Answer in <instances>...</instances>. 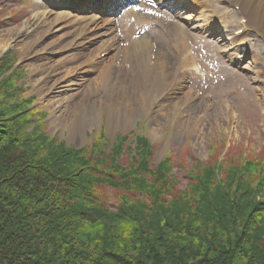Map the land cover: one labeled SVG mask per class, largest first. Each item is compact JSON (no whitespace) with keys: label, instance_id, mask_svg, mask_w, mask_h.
Wrapping results in <instances>:
<instances>
[{"label":"trees","instance_id":"trees-1","mask_svg":"<svg viewBox=\"0 0 264 264\" xmlns=\"http://www.w3.org/2000/svg\"><path fill=\"white\" fill-rule=\"evenodd\" d=\"M14 114L0 116V264H264V158L221 168L214 155L173 196L146 139L124 168L123 142L68 149Z\"/></svg>","mask_w":264,"mask_h":264},{"label":"rangeland","instance_id":"rangeland-1","mask_svg":"<svg viewBox=\"0 0 264 264\" xmlns=\"http://www.w3.org/2000/svg\"><path fill=\"white\" fill-rule=\"evenodd\" d=\"M61 2L67 3L66 0ZM214 7L218 8V11L215 10L217 16L232 28V32L239 29L238 17H226L231 8L218 3H215ZM40 10H43L40 0H0V38L6 37L9 42L0 50V72L5 69L2 74L0 73V93H7L0 98V108H3L2 111L8 108L1 112V117L13 113L21 115L27 122L23 125L25 127L23 132L32 134L44 132L51 142L61 143L68 149L96 152L100 149L101 152L109 154L115 144L123 142L118 163L124 168L129 164V156L135 153L134 149L141 146L137 140L142 137L148 141L152 149L150 169L165 159L171 163L169 176L176 182L173 196L178 190L185 189L187 175H194L195 169L205 166L214 155L215 165L221 164V168L224 159L230 161L226 166L237 164L240 167L246 161L255 165L261 164L260 160L264 158V35L249 29L239 39L238 44H247V49L253 51V54L247 58L239 55L237 59L241 60V63L235 64L230 62V57L227 56L228 45H220L219 39L212 41L210 37L204 36L206 46L200 47L198 35H194L196 31L192 32V37L195 38L192 41L188 40L189 47L194 46L195 49L191 59L199 67L200 72H195L190 67H180L179 62L173 58L163 92L165 97L167 94L173 97H182L186 94L190 96L191 101L186 107L189 110L193 109L191 110L193 113L187 126L179 134H176L172 125L168 124L161 133L156 136L150 135L148 128L151 120L147 116L139 117L133 125L126 123V126L112 129L108 128L104 117L97 125L87 120L82 132L74 130L68 132L54 124L53 117L63 112V108L56 100L60 97H69L74 82L67 80L58 85L49 96L53 100L45 102L40 97L36 85H33L35 75L30 66L35 60L41 64L46 62L48 56L45 55V47L37 48V56H27L24 54L23 40L10 39L13 33L19 32V28L22 30L23 26H27L26 23L31 25L34 14ZM187 15L189 11L185 12L183 18ZM116 22L113 35L119 44L136 42L142 37L133 36L138 23L131 25L129 17ZM181 24L185 26L182 20ZM158 26L161 32L153 31L145 36L149 37L154 45H160L165 54L169 55L174 46L178 49L179 41L175 36L167 35L172 34L170 25ZM52 32L54 37H60L63 28L56 24ZM105 55L106 53L101 58ZM71 77L79 82L86 79L84 74L79 72L70 74L69 78ZM179 77L181 81L176 84ZM62 115L73 120L80 117V113L74 109L67 113L63 112ZM213 163L214 161L211 162ZM102 193L106 196L105 200L108 199L107 205L118 198L115 190L110 188L103 189Z\"/></svg>","mask_w":264,"mask_h":264},{"label":"bare ground","instance_id":"bare-ground-1","mask_svg":"<svg viewBox=\"0 0 264 264\" xmlns=\"http://www.w3.org/2000/svg\"><path fill=\"white\" fill-rule=\"evenodd\" d=\"M158 1L164 4V0ZM218 1L240 6L239 14L247 20L244 28H260L264 34V0ZM184 2L185 0H177V5ZM211 2L215 3L213 0H207L208 5ZM55 5L57 4L52 3V8ZM45 10L43 8L37 11L32 24L26 23L27 26H23L22 30L19 28V32L13 33L10 39H22L24 54L27 56H37V48L45 47V55L48 56L46 62L41 64L35 60L30 63L31 71L35 75L33 85H36L40 97L45 102L53 100L49 96L58 85L67 80L74 82L70 96L60 97L56 101L63 108V112L74 109L80 113V117L73 120L68 116H61L62 112L53 117L54 124L68 132H82L87 120L97 125L104 117L108 128L112 129L126 126V123L133 125L139 117L147 116L151 120L148 132L152 136L161 133L168 124L172 125L176 134L183 131L193 113V109L186 107L191 101L190 96L163 95L169 67L175 58L172 52L165 54L160 45H154L146 37L119 45L109 21L100 23L95 18L87 19L86 16L62 12L60 9ZM176 13L180 15L178 8ZM239 14L235 13L234 16ZM202 23L209 24L206 20H202ZM56 24L63 28L60 37H54L52 32ZM200 27L202 32L204 29H210V24ZM174 33L181 39L185 36L181 29H175ZM231 42L232 44H228L231 47L230 53L245 55L244 50L232 48L235 46V39ZM7 44L8 39L2 36L0 50ZM185 48L186 43H183L180 51L184 53V58L179 64L191 66L193 69L195 65L185 54ZM105 53V57L101 58ZM229 61L240 63L234 57H230ZM74 72L84 74L86 79L80 82L74 77L70 79V74ZM180 81L181 77L176 84Z\"/></svg>","mask_w":264,"mask_h":264}]
</instances>
